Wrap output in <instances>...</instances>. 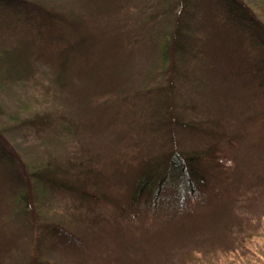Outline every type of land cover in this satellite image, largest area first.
I'll use <instances>...</instances> for the list:
<instances>
[{
	"label": "rangeland",
	"instance_id": "obj_1",
	"mask_svg": "<svg viewBox=\"0 0 264 264\" xmlns=\"http://www.w3.org/2000/svg\"><path fill=\"white\" fill-rule=\"evenodd\" d=\"M46 1L65 10L59 0ZM68 1L75 7L84 4L94 16L80 21L93 46L90 64L82 62L77 72L59 70L61 60L54 59L76 35L49 36L51 24L40 13L13 0L0 2V132L23 161L38 160L50 147L59 149L49 139L59 131L47 128L51 120L42 125L43 132L35 129L39 125L17 124L10 113L17 109L23 119L46 108L50 117H71L81 125L82 142L77 140L70 151L87 149L103 173L114 181L119 177L115 184L124 186L121 175L115 177L112 171L125 155L127 171L129 161L139 154L150 156L179 143L165 138L169 130L161 127L167 118L166 93L158 91L156 78L148 81L151 91L143 93L147 72L157 60V35L166 27L160 5L167 0ZM247 1L264 23V0ZM185 8L182 25L191 34L183 53L188 77L176 84L175 104H183L188 122L194 116L200 123L176 124L174 134L183 138L185 150L214 153L211 163L220 164V174L209 173L217 179V188L198 191V200L188 209L173 203H160L161 208L148 213L142 209L133 222L120 211L118 218L103 202L91 206L71 198L61 204L66 194L59 202L48 195L50 205L69 214L72 231L86 240L84 248H75L46 231L37 239L27 227L24 204L15 200L21 190L20 167L0 151V264H34L26 257L32 253L39 257L36 264H264V69H257L264 68V46L252 23L231 12L224 0H187ZM98 63L105 68L94 74ZM116 63L120 68L132 66L134 75H109ZM197 77L202 83L189 96L184 86ZM80 89L87 97H78ZM20 101L29 108H16ZM110 190L112 197L114 192L118 200L122 197V190L111 183ZM124 206L126 202L121 211Z\"/></svg>",
	"mask_w": 264,
	"mask_h": 264
},
{
	"label": "trees",
	"instance_id": "obj_2",
	"mask_svg": "<svg viewBox=\"0 0 264 264\" xmlns=\"http://www.w3.org/2000/svg\"><path fill=\"white\" fill-rule=\"evenodd\" d=\"M59 1L64 3L65 10H60L58 7L52 6V4H49V2L47 3L46 0H41V2L38 3L33 0H13V4L24 9H33L40 13L41 19L49 21L48 23L51 24L49 31L47 30L49 36L53 35L54 37L56 34L76 35L74 42L70 44L67 43L65 47L58 49V51L54 53V59L61 60L59 70L64 71L65 68H71L77 72V69L83 66L81 64L82 62L90 64L91 61L88 54L90 53V48L93 46V43L92 41L86 40L87 31L84 32L82 30L80 21L87 15L93 18V12H87L86 8H82L84 4H81L80 7L78 5L75 7L69 4L68 0ZM224 1L227 2V7L231 12L235 10L241 13L246 21L252 23L261 38L262 46H264V23L255 14L249 2L247 0ZM0 2H2V0H0ZM186 4L187 0H167L160 5V17L164 18L162 20L165 21L166 27L157 35V60L153 69L147 72L145 77L147 78V82L145 79L143 83V93H149L151 91L148 81L150 79L154 80L155 78L157 80L156 88L158 91H165L166 99L164 97L163 101L166 105L167 118L164 117V119L161 120V127L169 130V134L166 135L165 138L170 137L169 141L178 140L179 143L176 147L172 148H170V146H164L160 152L152 153L150 156L143 153L139 154L137 157L129 156V158L134 157L135 159L129 161V169L127 171H125L124 168L125 155L124 161L112 171V175L115 177L121 175L120 177L124 181V186L115 184L119 177H116L114 181L110 174H104L99 165V161H97V157L89 156L87 149L82 150L77 148L70 151L71 147L76 146L77 140L80 144L82 142L78 133L81 125L76 124L78 122L75 119L73 120L71 117L64 118L65 116L63 114L50 117L48 111L50 109L46 108L41 109L39 113L33 112L35 113L34 115H27L23 119H19L17 109L16 112L10 113L12 114L10 117H13L17 124L28 122L29 125L32 124L34 127L35 125H39V128L35 127L39 132L44 131V124L47 125L48 121H52L53 118H56V122L50 121L47 128L54 127L61 134L58 133L54 138H49L50 140H54L52 143L56 144L59 149L56 150V146H49V150H47L44 155L38 157V160L27 162L23 161L15 151L9 148L10 144L0 132V151L4 153L5 157L8 158L13 165L17 164L20 167L19 182L21 190L20 195L15 197V200L24 204L22 207V211L25 212L24 215L26 216H24V220L28 224L27 227H31L33 232L36 233L37 239L41 231H46L56 237V239H63L72 244V247L75 248L83 247L86 244L84 238L72 231L71 227H74L72 226L74 223L72 217L67 213L58 211V208H53L52 205H50L53 203L46 198L48 195H51L53 199L59 202L58 197L61 194H66L67 200L65 199L61 204L70 202L71 198L72 200L75 199L78 201L82 199L90 203L91 206H94L96 202H103L106 203V205L109 204L108 207H112L118 218L120 216L118 211H120L122 214L121 216H125L128 222H133L136 215L139 217L138 213L142 209L148 213L151 210L159 208L161 206L160 203L162 206L166 207H168V204L172 203L173 206L180 204L183 208L188 209L198 200V191H204V193H206V191H214V189L217 188V179L209 173L211 170L213 175L214 173L220 174V164L211 163V159L216 157L214 153H205L203 150L198 151V149L196 150L195 148L185 150L182 147L183 138L178 134H174L176 124L180 126L182 123L186 122L187 126H191L190 124L200 123V121L191 114L193 118L188 122L182 115L185 113L187 117L189 115L183 107V104L182 107L181 105L175 104L177 100L176 84L180 81V77H188V72L185 71L187 70L186 58L183 53L185 38L191 37V34H187L182 25V20L185 17L182 12L185 13ZM176 9H178V12L174 11ZM65 25H69L71 33L69 31L68 34V32L65 31ZM36 28L39 29V27ZM39 31L41 30L39 29ZM65 42H67V39ZM114 58L116 59V57ZM116 60L118 61L119 59ZM261 62H263V64H260L264 65V61ZM94 66V74H101L105 68L104 63H98ZM131 67L132 66H125L120 68L116 63L110 66L109 75L117 77H125L126 75L133 76L135 72ZM257 69L262 72L264 68L261 67ZM196 76L198 75L196 74ZM198 77L190 79L188 81V87L184 86V88L188 89L189 96L194 93L193 91L199 90V86L202 82H200ZM82 86L83 83H81L80 87L82 88ZM147 86L149 88H146ZM80 92L83 93L78 96L80 99L83 95L87 97L88 94H85L81 89ZM81 102L82 101H79L78 104ZM17 104L18 106H16V108H29L28 102L24 104L20 101ZM102 105H104V99L102 100L101 106ZM119 106L122 107L124 105ZM174 109H179L180 111L178 112ZM185 133L186 131H184L183 134L185 135ZM262 136L264 138V134H262ZM72 137L74 139H72ZM42 142L47 143L44 141ZM7 149H10L11 152L8 153ZM209 153L211 154L209 155ZM109 183L122 190L123 194L119 200L116 198V196H118L117 192H114L112 197L111 194L113 190L106 191ZM173 200H175V202H172ZM123 202H126V206H124L121 211L120 205ZM15 211L16 209H14V212ZM49 211L53 213H48ZM26 257L29 263L31 262L34 264H36V259L39 258L33 253L28 254Z\"/></svg>",
	"mask_w": 264,
	"mask_h": 264
}]
</instances>
